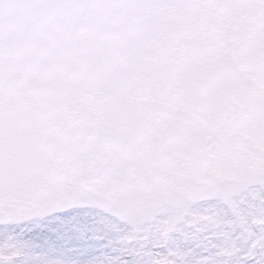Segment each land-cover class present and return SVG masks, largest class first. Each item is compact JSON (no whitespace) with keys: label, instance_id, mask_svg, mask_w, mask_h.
Returning <instances> with one entry per match:
<instances>
[{"label":"snow or ice","instance_id":"6c2138e0","mask_svg":"<svg viewBox=\"0 0 264 264\" xmlns=\"http://www.w3.org/2000/svg\"><path fill=\"white\" fill-rule=\"evenodd\" d=\"M0 264H264V0H0Z\"/></svg>","mask_w":264,"mask_h":264}]
</instances>
